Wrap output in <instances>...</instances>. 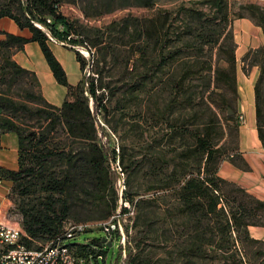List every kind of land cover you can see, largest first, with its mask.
Masks as SVG:
<instances>
[{
    "label": "trees",
    "instance_id": "obj_1",
    "mask_svg": "<svg viewBox=\"0 0 264 264\" xmlns=\"http://www.w3.org/2000/svg\"><path fill=\"white\" fill-rule=\"evenodd\" d=\"M155 1L142 0L140 5L150 7ZM207 1L215 11L216 16L211 21L213 24L201 23L198 29L189 27V34L201 40V45L216 47L213 77L210 80L209 76V82L205 83L202 92L207 93L205 98L212 104L209 107L210 115L199 129L189 132L191 142L178 150L172 149L174 153L169 158H165L164 154L163 158L149 159L146 162V174L155 177L151 190L168 192L178 202L176 213L186 219L191 218L190 223L188 221L191 236L185 247L186 254L210 259L212 252L214 257L211 259L219 256L220 264H264V249L259 247L255 251L253 263L247 258L245 249L264 244V240L254 239L248 232L249 226L264 227V201L218 175L219 164L224 159L246 167L235 157L238 128L235 103L238 94L231 24L235 19L248 18L264 33V8L246 3L242 6L245 13L231 14L227 0ZM58 7L59 0L0 1V18H9L18 29H26L30 33V37L25 38L0 32L4 35L0 39V78L2 82L9 79L8 84L11 85L28 76L29 86L24 90V95L28 101L38 102L35 108H31L0 94V135L14 132L18 136L17 168L10 170L0 166V179L11 182V211L17 214V221L25 233L22 241L28 248L41 249L45 243L58 242L72 252L79 264H98V259L104 260L106 255L103 247H110L107 240L103 241L104 235L85 238L81 242L73 240L82 232L67 236L65 227L73 215L74 201L81 199L82 203L96 204L101 212V222L109 220L118 208L119 199L116 186L119 175L112 166L119 162L127 171L136 163H123V153L116 152L109 136L98 124L97 116L102 112L106 117V99L115 90L106 89L98 79L101 70L92 73L87 80L80 79L72 85L68 82L62 64L52 52L49 46L52 41L66 47L87 48L89 59L73 50L81 72L89 60L93 61V49L81 35L75 33L73 25L59 12ZM169 22L170 12L158 13L143 20L141 34L146 45L140 52L145 61V72L151 70L150 66L164 68L178 56L179 49H166ZM179 39L180 42L184 41ZM28 42L38 44L54 80L66 89L60 106L48 103L40 93L35 73L13 59L15 51L21 50ZM241 60L244 71L252 66L258 67L253 90L256 129L264 147V45L248 50ZM194 74L195 70L189 68L173 75L170 91L175 101L185 92L186 80ZM212 83L213 89L210 88ZM34 88H38L39 92H35ZM215 89L219 90V100L213 97L217 95ZM188 102H192V99ZM228 109L234 114L228 115ZM14 112L35 118L38 130L29 131L21 127L9 114ZM169 128L170 138L183 135L179 123ZM227 129L233 134V139L232 146L224 150L220 141ZM104 137L106 141H103ZM119 168L123 173V169ZM135 194L124 190L122 200L133 204L137 196ZM144 201L139 199L137 205ZM121 209L123 214L127 212L125 207ZM149 230L148 225L136 229L127 236L128 243L142 240ZM236 242L239 244L236 245ZM207 247L211 250L206 251ZM118 248L112 264H143L137 260L131 246L125 256H122L120 243Z\"/></svg>",
    "mask_w": 264,
    "mask_h": 264
},
{
    "label": "rangeland",
    "instance_id": "obj_2",
    "mask_svg": "<svg viewBox=\"0 0 264 264\" xmlns=\"http://www.w3.org/2000/svg\"><path fill=\"white\" fill-rule=\"evenodd\" d=\"M141 1L59 0V12L73 25L75 33L81 35L94 51L93 61L89 60L82 72V81L101 70L98 79L106 89H115L106 99L108 107L106 117L104 118L102 112L97 116L98 124L109 136L116 152L123 153V163L125 165L130 161L136 163L130 170L124 171L122 164L116 162L123 169V176H119L116 184L119 193L116 210L120 214L125 245L115 236L110 247H103L106 255L104 260L98 259V264H112L119 243L122 256L126 255L131 246L137 260L143 264H220L219 256L211 259L214 257L212 252L210 259L186 254L185 247L191 236L188 228L191 218L186 219L176 213L178 202L168 192L151 190L155 177L146 174V162L149 159H160L164 154L165 158H169L171 153H174L172 149L178 150L179 147L191 142L189 132L199 129L210 115L209 107H212V104L205 98L207 93L202 92L205 83L209 82V76L210 80L213 77L217 58L216 47L201 45V40L189 34V27L198 29L201 23L209 25L205 23L213 21L215 11L207 0H156L150 7L141 6ZM227 1L231 14L245 13L242 6L246 3H254L264 8V0ZM164 12H170L166 49L171 47L179 49L178 56L164 68L150 66L151 70L145 72V61L140 52L146 45L141 34L142 23L145 18ZM199 17L201 19H198ZM179 38L184 41L180 42ZM68 48L76 51L71 46ZM77 49L81 51L79 53L82 56L87 57L84 48ZM189 68L194 69L196 74L189 76L185 92L180 94L178 101H175L174 94L170 91V82L175 73H182ZM199 72L201 73L197 74ZM69 74L72 78L70 70ZM28 80L27 76L18 83L9 85V79L2 82L0 78V94L35 108L38 102L28 101L24 95V90L29 86ZM210 88H214L213 83ZM34 90L39 92L38 88ZM215 92L217 95L213 97L219 100V90L215 89ZM189 99H192V102L189 103ZM212 109L219 113L215 108ZM9 114L24 129L38 130L35 118L21 112ZM176 123L182 126L183 135L170 138L169 126ZM232 139L233 134L227 129L220 141L224 150L232 146ZM103 141H106L105 137ZM116 163L112 168L116 167ZM121 188L123 192L128 190L137 193L133 204L123 201V195L120 198ZM139 199L145 201L138 206ZM74 202V212L67 225L82 223L85 228L73 241L81 242L85 238L102 237L104 234L98 228L102 221L99 218L101 212L96 204L82 203L81 199H75ZM124 202L127 206H124ZM121 207H125L127 211L125 214L122 213ZM144 225H148L150 229L147 236L136 243L134 241L128 243L127 236ZM117 234L120 235V232ZM46 244L48 243L43 245ZM238 244L236 242V245ZM259 247L264 249V244L253 245L250 249L245 248L248 253L246 256L251 259V263L255 261L253 254L255 255ZM210 250L211 248H206V251Z\"/></svg>",
    "mask_w": 264,
    "mask_h": 264
},
{
    "label": "crops",
    "instance_id": "obj_3",
    "mask_svg": "<svg viewBox=\"0 0 264 264\" xmlns=\"http://www.w3.org/2000/svg\"><path fill=\"white\" fill-rule=\"evenodd\" d=\"M231 27L235 43L238 94L235 103V113L238 123L235 157L243 162L246 167H240L229 159H224L219 164L218 175L243 188L253 197L264 201V147H262L256 129L253 90L259 71L257 66H252L244 71L241 60L248 50L264 45V33H262L259 26L255 25L248 18L233 20ZM1 31L25 38L30 37L28 30L18 29L16 24L9 18H0ZM3 38L4 35L0 33V39ZM49 46L55 57L62 64L67 74L68 82L72 85L76 84L81 79L82 72L75 58L74 51L60 43L50 42ZM13 59L20 66L35 73L39 82L40 93L48 103L54 106L61 105L66 95V89L54 80L37 43L28 42L24 44L21 50L14 53ZM68 69L72 73V78ZM239 115L243 117V121L238 120ZM17 155L18 136L14 132L1 134L0 166L15 170L17 168ZM10 190L11 182L0 179V222L2 223L17 221V214L11 211L13 203L9 197ZM248 232L252 238L264 240V227L250 226L248 227Z\"/></svg>",
    "mask_w": 264,
    "mask_h": 264
},
{
    "label": "built area",
    "instance_id": "obj_4",
    "mask_svg": "<svg viewBox=\"0 0 264 264\" xmlns=\"http://www.w3.org/2000/svg\"><path fill=\"white\" fill-rule=\"evenodd\" d=\"M77 48H84L87 52V57L85 56V58L89 59L90 54L87 48L76 46L75 49L80 53L81 51ZM238 120L243 121V117L239 115ZM113 169L119 176H123L118 166L113 167ZM122 192L123 188L120 191V198ZM121 202L122 200L120 199ZM123 204L127 206L126 202ZM65 228L67 230V236L72 237L76 233L83 232L85 226L83 224L69 223ZM98 228L107 240L112 241L116 236L125 245V236L120 223V214L117 210L109 220L99 223ZM118 231L120 235L117 234ZM23 236H25V233L17 221L13 223L0 222V264H79L76 257L66 246L60 245L58 242L54 244L51 242L41 249H30L23 243Z\"/></svg>",
    "mask_w": 264,
    "mask_h": 264
},
{
    "label": "water",
    "instance_id": "obj_5",
    "mask_svg": "<svg viewBox=\"0 0 264 264\" xmlns=\"http://www.w3.org/2000/svg\"><path fill=\"white\" fill-rule=\"evenodd\" d=\"M232 114H234V112H233L232 110L228 109V115H232ZM106 240H107V239H106V237L104 236V237H103V241H106ZM107 241H108V246H111L112 242L109 241V240H107Z\"/></svg>",
    "mask_w": 264,
    "mask_h": 264
}]
</instances>
